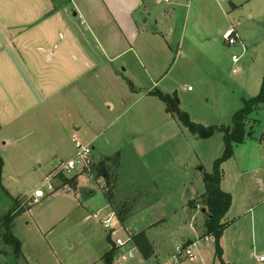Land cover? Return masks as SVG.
<instances>
[{"label": "rangeland", "instance_id": "obj_1", "mask_svg": "<svg viewBox=\"0 0 264 264\" xmlns=\"http://www.w3.org/2000/svg\"><path fill=\"white\" fill-rule=\"evenodd\" d=\"M147 6L148 13L139 16V23L145 25L149 36L143 39L138 55L130 53L113 67L116 87H120L116 93H124V101L107 111L103 98L93 94L103 117L95 118L81 131V141L93 145L95 164L105 156L113 158L108 163L109 185L89 177L88 172L80 173V169L75 174L64 173L62 165L69 154L58 156L57 161L65 162L51 175L52 184L56 190L64 186L62 176L73 179L76 192L54 191L36 201L15 225L16 218L0 222L5 232L0 234V264H104L100 257L109 250L110 242L102 222L114 212L119 213L123 205L130 209L127 220L120 223L113 215L111 227L117 229V236L126 238L120 226L133 232L154 223L149 227V236L145 230L141 232H145L151 245L155 244L153 251L155 248L161 254L159 263L170 264L169 258L185 239L196 244L193 249L197 259H183V264L220 263L212 239H200L204 237L206 220L200 210L204 173H212L214 162L224 154V134L200 138L147 91L161 79L154 90L169 95L175 92L180 109L194 123L231 128L233 115L242 108L243 100L256 97L264 80V0H147ZM170 27L174 36L169 39V49L154 30L165 35ZM230 29L239 36L237 65L223 39ZM247 131L251 137L235 147L234 159L222 166V175L224 187L234 195L232 213L240 215L252 209L235 231L238 235L247 229L242 233L243 249L239 252L235 247L234 264H264L259 262L264 255V202L255 196L247 200V175L242 174L238 180L240 169L261 165L253 158L264 154V105L250 116ZM101 153L105 155L102 158ZM35 154L7 149L0 152L6 161L0 173V219L12 209L13 214L27 210L34 203L28 196L35 190L48 192L45 182L55 169L54 162L39 167L31 161ZM89 190L94 193L90 200L81 194ZM109 191L114 196L111 208L103 194ZM226 223L229 224L227 219ZM13 236L21 242L20 256L7 240ZM153 261H142L136 254L133 264H154Z\"/></svg>", "mask_w": 264, "mask_h": 264}, {"label": "crops", "instance_id": "obj_2", "mask_svg": "<svg viewBox=\"0 0 264 264\" xmlns=\"http://www.w3.org/2000/svg\"><path fill=\"white\" fill-rule=\"evenodd\" d=\"M147 13V0H0V152L7 149L36 153L31 160L33 164L43 167L54 162L55 169L49 176L64 161H57L58 156L68 153L69 159L72 158L75 155L73 136L80 139L84 125H91L95 118L103 117L93 94L104 99L101 101L107 111L116 109L124 101V93H116L120 87H116L113 67L130 53L138 55L143 39L149 36L145 25L139 23V16ZM154 32L164 38L170 49L169 39L174 36V29H166L165 35L159 29ZM160 81H154L147 92L156 89ZM104 156L100 154L101 158ZM0 158L4 172L6 161ZM233 159L234 156L222 166ZM253 159L259 160L261 165L246 171L240 169L238 180L247 175V200L255 196L264 202V154ZM224 183L223 173L221 189L232 196V205L224 219L229 224L221 245L225 264H234L235 247L239 252L243 249L242 233L247 229L238 235L235 231L240 229L238 225L252 209H245L240 215L233 214L234 195ZM61 189L76 192L69 185L55 192ZM34 193L28 197L33 198ZM87 193L88 197L81 194L90 200L94 193L90 190ZM105 203L110 207L107 199ZM88 219L90 217H86ZM152 225L154 223L142 229L148 236ZM36 226L42 230L39 223L36 222ZM139 230H134V235ZM105 232L110 251L114 246ZM159 255L154 248V255L148 260L158 264Z\"/></svg>", "mask_w": 264, "mask_h": 264}, {"label": "trees", "instance_id": "obj_3", "mask_svg": "<svg viewBox=\"0 0 264 264\" xmlns=\"http://www.w3.org/2000/svg\"><path fill=\"white\" fill-rule=\"evenodd\" d=\"M151 95L159 98L167 107V112L172 114L174 118H176L182 126L187 128L194 134H199L200 138L209 139L213 137L217 132H221L224 134V142H225V150L224 154L221 158L217 159L214 162V168L212 173H208L203 181L205 186V193L203 195V209L205 210L204 214L206 217L205 220V233L204 237L213 236L215 238V252L216 258L220 262V264H225L224 262V251L221 245V240L224 234L225 229L228 226V223L224 222L225 216L229 211V208L232 205V196L229 193L224 192L221 189V181L223 178L222 175V165L233 158L234 156V148L237 145L243 144L247 137V122L249 121L250 116L255 113L258 109H260L264 105V80L262 82L260 92L256 97L250 99L243 100L242 108L237 111L233 115L232 119V127H217V126H209L205 127L200 124L194 123L190 116L182 111L179 107L178 97L176 94L168 95L164 94L159 90H154L150 93ZM119 156L115 159L118 161ZM111 157L102 158L99 164H93L91 169L89 170V177H96V180H102L104 184L109 185L110 182V170L111 168L108 166V163L112 160ZM3 169V161L0 158V173H2ZM87 173V172H86ZM62 176L63 185H69L71 188L76 190V182L75 180L64 179ZM107 202L110 206H112V200L114 198L112 192H104ZM85 197H88V193L85 192ZM31 204V205H30ZM29 204V208L33 207V202ZM17 207V206H16ZM16 209V208H15ZM27 209V210H28ZM25 209V211H27ZM129 207L126 205L121 206L120 212L116 213L117 220L120 223H124L127 220V214L129 212ZM24 209H20L16 214H13L14 209L8 212L0 222L5 221L9 222L14 220L22 213L25 212ZM0 234H2V229H0ZM3 235V234H2ZM9 244L13 247L14 252L17 256L21 254V242L15 238L14 236L11 238H7ZM133 242L135 246L138 248L140 254L144 259H150L153 254V247L149 243L145 232H139L133 236ZM191 243V242H190ZM189 242L186 244H190ZM186 246V245H185ZM115 257V248L112 247L110 251H108L103 257L102 261L104 264H112ZM19 258V257H18Z\"/></svg>", "mask_w": 264, "mask_h": 264}, {"label": "built area", "instance_id": "obj_4", "mask_svg": "<svg viewBox=\"0 0 264 264\" xmlns=\"http://www.w3.org/2000/svg\"><path fill=\"white\" fill-rule=\"evenodd\" d=\"M163 1L169 2L170 0H163ZM223 39L226 42L228 49H231L237 47L239 36L235 29H230L223 35ZM238 54L240 53L231 54L232 62L235 65L240 63ZM237 71L238 68L234 69V73H236ZM72 141L74 144L75 155L62 165V170L64 171V173L66 172L68 174H75L74 172H76L77 169H80V173L87 174L86 172H88L89 174V170L91 169L92 165L95 164L93 147L84 144L77 136H73ZM52 181H53V176L48 177L46 179L45 183L47 185L48 192H45L44 189L42 188L37 189L35 191L33 196L34 203H36V201H38L39 199H44L49 194L55 191ZM113 215H115L116 217V213L114 212V214H112L109 218H107L102 222L104 228L111 237L112 244L115 248V257L112 264H133L136 254H139V250L133 242L134 232H132L129 228H124L120 226V228H123L125 230L127 236L126 238H121L117 236L118 233L117 229L111 227V223L113 221ZM93 217L96 220H98L99 218L98 214H95ZM112 237H115V239ZM210 238L215 243V238L213 236H207L200 239L207 242ZM195 245L196 244L193 242L190 244L184 243L180 249H178L177 251H175L173 255H171L168 262L170 264H183V259H188L191 261L196 260L197 259L196 251L193 249ZM141 259L142 261H144L142 257ZM259 262L261 263L264 262V255L260 256ZM158 264H165V263H158Z\"/></svg>", "mask_w": 264, "mask_h": 264}, {"label": "water", "instance_id": "obj_5", "mask_svg": "<svg viewBox=\"0 0 264 264\" xmlns=\"http://www.w3.org/2000/svg\"><path fill=\"white\" fill-rule=\"evenodd\" d=\"M75 15H76V13H74V16ZM228 53H230V54L240 53V50L237 47H235V48L228 49ZM248 136L251 137V134H248ZM201 170H203V169H201ZM206 175H207V173H204V176H206ZM202 212H205V210L203 209ZM2 234L3 235L5 234V232L3 230H2Z\"/></svg>", "mask_w": 264, "mask_h": 264}]
</instances>
